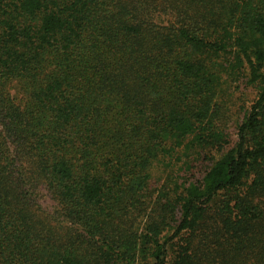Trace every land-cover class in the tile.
<instances>
[{"label":"trees","instance_id":"trees-1","mask_svg":"<svg viewBox=\"0 0 264 264\" xmlns=\"http://www.w3.org/2000/svg\"><path fill=\"white\" fill-rule=\"evenodd\" d=\"M0 264H264V0H0Z\"/></svg>","mask_w":264,"mask_h":264},{"label":"rangeland","instance_id":"rangeland-1","mask_svg":"<svg viewBox=\"0 0 264 264\" xmlns=\"http://www.w3.org/2000/svg\"><path fill=\"white\" fill-rule=\"evenodd\" d=\"M230 80L232 79H229V83L226 87L228 92L226 97L228 102L227 116L229 117L228 133L231 136V142L234 143L236 141V125L242 120L243 116L247 113L253 101L256 99L258 87L248 85L247 80L244 77L235 79V82H230ZM199 164L201 166V163ZM210 164V162L205 161V163L198 169L196 177H200V173Z\"/></svg>","mask_w":264,"mask_h":264}]
</instances>
